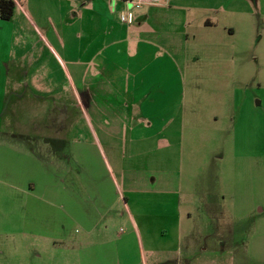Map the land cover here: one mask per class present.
I'll use <instances>...</instances> for the list:
<instances>
[{
    "label": "rangeland",
    "instance_id": "rangeland-1",
    "mask_svg": "<svg viewBox=\"0 0 264 264\" xmlns=\"http://www.w3.org/2000/svg\"><path fill=\"white\" fill-rule=\"evenodd\" d=\"M194 1L198 63L140 58L169 65L165 87L138 88L128 52L105 62L123 72L92 67L88 81V59H104L87 57L86 32L113 37L103 9L0 35V264H264V0ZM144 91L164 120L177 113L169 138L158 117L148 130L125 118Z\"/></svg>",
    "mask_w": 264,
    "mask_h": 264
},
{
    "label": "crops",
    "instance_id": "crops-1",
    "mask_svg": "<svg viewBox=\"0 0 264 264\" xmlns=\"http://www.w3.org/2000/svg\"><path fill=\"white\" fill-rule=\"evenodd\" d=\"M109 1H119L120 4L116 3V7L114 8L117 11L119 7L121 11L118 12V17L124 11H126V7L128 3L125 0H93L89 3H84L81 1H73V0H20L17 4L15 2V9L12 17L9 20L0 19V35L6 33H10L12 27L15 24H24L27 28L33 27L37 25L40 21L48 22L49 20H55L58 15H61V18L67 17L68 13H72L73 9L78 8H93V9H103L105 12H102V21L106 24V30L109 31L108 34L112 33L113 37L108 36L105 33H100L99 31H88L86 32L84 42L85 49L87 51V57L95 56L98 58L103 57L104 60L96 61L88 59V63H86V73L88 76V81H90L91 68H94V73L99 72H107L110 68L109 72L116 77L117 71L123 72L125 69H131L134 73V81L138 84V88L150 89L152 86L159 84V87H165L166 85H170L171 78L169 76V65H158L155 66H144L142 63L140 64V58L144 55L153 57L161 56V52L163 56H179L182 60V63L185 66L183 67L184 72L186 71V65H196L198 61L196 60L198 57V53L194 50L188 51V27L192 24L195 26L198 24V19H196L195 15L198 10V3L194 1L193 3L187 2L184 3V0H167L161 5H151L144 4L140 8L135 9L132 12V21L131 23H123L117 19V14L115 18L113 14L109 12ZM173 1L174 3H170ZM248 3V0H246ZM38 5V6H36ZM58 9L60 11L58 12ZM195 13V14H194ZM109 15V17H106ZM110 21H108V19ZM114 18L115 20H113ZM120 21L119 23L117 22ZM204 24L206 26H214V23L210 20H205ZM90 26L89 24H87ZM119 30H117L115 27ZM114 27V29H112ZM91 29V26H90ZM229 31H232V28H229ZM7 36V34H6ZM1 41V36H0ZM13 41V40H12ZM173 42V44H172ZM2 43V42H1ZM132 53L134 56L133 62L134 65L128 67L127 65L123 68L121 63L117 65L115 60V65L109 66L105 62H109L107 60L108 54L109 57L117 58L124 53ZM191 52V54H189ZM10 51H7V55ZM4 51L0 50V81H3V89L6 90L5 78L3 75H7L9 71H11L8 63L11 60V54L8 55L7 59L3 57ZM20 54V53H19ZM131 55V54H130ZM6 57V56H5ZM3 58V60H2ZM22 56L18 55L16 59H14V67L18 66L19 59ZM5 59V60H4ZM102 62V63H101ZM88 66V68H87ZM40 66H35V70L40 71ZM176 71H178V66H174ZM18 70V69H17ZM181 70L180 72H183ZM13 78V77H12ZM181 77H176V80L180 83ZM15 88L21 89L22 84H14ZM134 86H136L134 84ZM145 94H148L147 96ZM4 102V100H3ZM155 100L151 95V91H144L143 95L134 94L133 93V105H135V111L126 115V119L135 120L136 122L143 121L144 129L148 130L154 126V121L159 118V121H164L161 126H158L157 133L160 136H166L169 138V134L171 132L169 125H171L172 120L176 119L177 113L174 115L167 114L166 119L160 117L155 113V108H153ZM143 105H150V109H143ZM156 105V104H155ZM143 109V110H142ZM144 112V113H143ZM1 115V114H0ZM165 116V115H164ZM1 117V116H0ZM118 117V116H117ZM1 119V118H0ZM180 120V119H179ZM264 122V120L262 121ZM260 125V120H259ZM1 128H0V136H1ZM102 138H106V134L103 131L101 134ZM138 141H143L144 143H149V139H132L128 142L130 147H134ZM0 141V148H2ZM47 144V147L50 144ZM103 144H107V141L103 140ZM98 145L101 147L100 142L97 140ZM126 142H123L125 145ZM164 145H170V140L166 138L163 140ZM130 147L128 150H130ZM147 148V147H146ZM87 203V202H86ZM89 203L92 204L91 200ZM189 216V215H188ZM88 227V226H87ZM90 230V227H88ZM188 246L192 244L191 237L188 238ZM189 258L186 259L188 261ZM190 264V262H187Z\"/></svg>",
    "mask_w": 264,
    "mask_h": 264
},
{
    "label": "built area",
    "instance_id": "built-area-1",
    "mask_svg": "<svg viewBox=\"0 0 264 264\" xmlns=\"http://www.w3.org/2000/svg\"><path fill=\"white\" fill-rule=\"evenodd\" d=\"M159 0H125L126 3L134 5L136 8H140L144 4H152L154 2H157ZM162 2H166L167 0H161ZM120 21L123 23H131L132 21V12L130 9H127L126 11L122 12L120 14Z\"/></svg>",
    "mask_w": 264,
    "mask_h": 264
},
{
    "label": "trees",
    "instance_id": "trees-1",
    "mask_svg": "<svg viewBox=\"0 0 264 264\" xmlns=\"http://www.w3.org/2000/svg\"><path fill=\"white\" fill-rule=\"evenodd\" d=\"M15 9L14 0H0V19L9 20Z\"/></svg>",
    "mask_w": 264,
    "mask_h": 264
}]
</instances>
